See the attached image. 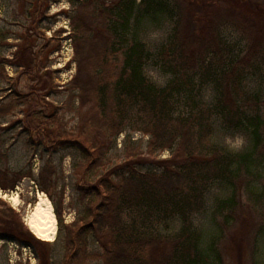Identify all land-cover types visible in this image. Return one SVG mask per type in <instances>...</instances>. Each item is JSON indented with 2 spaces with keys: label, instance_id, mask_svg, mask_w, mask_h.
<instances>
[{
  "label": "trees",
  "instance_id": "1",
  "mask_svg": "<svg viewBox=\"0 0 264 264\" xmlns=\"http://www.w3.org/2000/svg\"><path fill=\"white\" fill-rule=\"evenodd\" d=\"M107 1H76L79 31L91 30L99 12L109 21L105 30L114 37L108 39L117 41L111 46L105 42L98 50L75 46L70 98L90 104L89 109L67 133L38 127L46 141L75 149L85 178L94 183L79 189L89 203L67 228L66 251H72L68 264L80 252L85 255L82 242L91 234L101 244L98 257L103 264H207L214 241L203 248V234L192 221L193 213L204 208L205 191L213 183L228 188L229 196L216 202L217 213L228 221L232 217L223 213L235 214L239 207V178L264 177V99L261 91L249 92L244 86L248 76L264 80V8L245 0ZM214 5V11L208 8ZM224 7L253 24L245 26L250 33L244 54L219 36ZM163 16L171 23L169 36L151 50L134 30L145 20L157 22ZM131 26L135 29L130 35ZM147 64L169 76L165 86L146 77ZM206 85L213 89L211 103L202 100ZM127 124L148 137L145 153L126 135L127 152L113 164L110 155ZM215 124L246 133L249 147L239 153L221 149L212 141ZM164 151L169 158L156 163L158 168H143L144 155ZM17 181L3 189L12 190ZM243 194L260 202L264 187L249 184ZM175 219L179 227L170 233L168 223ZM6 223L0 224V235L32 246L33 237L20 222ZM218 232L221 235V227Z\"/></svg>",
  "mask_w": 264,
  "mask_h": 264
},
{
  "label": "rangeland",
  "instance_id": "2",
  "mask_svg": "<svg viewBox=\"0 0 264 264\" xmlns=\"http://www.w3.org/2000/svg\"><path fill=\"white\" fill-rule=\"evenodd\" d=\"M76 1L0 0V224L20 222L30 232L25 220L39 193L49 199L56 218V232L51 242L41 241L31 232L32 246L0 237V264H68L72 251H66L67 228L82 217L89 203L79 189L94 183L85 178L79 153L73 148L55 146L53 141L39 136L38 131L40 127L47 133L55 130L67 133L79 124L80 116L90 107L88 103L70 98L69 89L76 75L75 46H96L98 50L105 42L107 46L117 43L114 38L108 39L114 36L105 30L109 21L99 12L91 30L85 27L81 32V28H76L79 14ZM245 1L264 8V0ZM193 7L195 11L200 9L197 5ZM208 8L214 11L217 6ZM222 10L219 15L225 20L223 25L221 22L219 36L244 54L248 48L245 39L249 43L250 33L246 27L253 24L239 11L228 12L225 7ZM134 29L130 27V35ZM170 29V20L163 16L157 22L143 21L134 31L138 39L153 50L166 43ZM260 39L264 42V31ZM144 74L158 86H165L169 81L167 74L151 64L144 67ZM244 86L249 92L261 91L264 99V80L248 76ZM201 95L204 102L211 103L212 87L204 86ZM126 126V133L118 135L110 155L113 164L123 160L127 152L126 135L135 141L142 154L145 153L148 137L132 131L129 124ZM212 141L233 153L249 147L246 133L225 131L218 124L214 126ZM168 158L167 151L144 155L146 163L142 166L156 169L159 165L156 163ZM14 178L18 180L14 188L3 189L9 187ZM238 181L242 186L239 207L235 214L223 213L231 219L225 221L217 213V200L230 194L222 183H213L207 188L204 208L192 215L194 227L203 234L202 247L214 241V252L207 264H264V196L255 203L248 194H243L249 184L263 189L264 177L243 175ZM43 188L46 190H41ZM14 196L17 203L11 199ZM168 227L169 232L174 233L179 227L178 220L170 221ZM82 243L85 255L77 254L75 260L70 259L72 264H103L98 257L101 244L95 235H87Z\"/></svg>",
  "mask_w": 264,
  "mask_h": 264
},
{
  "label": "bare ground",
  "instance_id": "3",
  "mask_svg": "<svg viewBox=\"0 0 264 264\" xmlns=\"http://www.w3.org/2000/svg\"><path fill=\"white\" fill-rule=\"evenodd\" d=\"M11 199L14 203H17L16 196ZM37 199L31 213L25 220V224L37 239L51 242L56 232V218L53 207L43 193H39Z\"/></svg>",
  "mask_w": 264,
  "mask_h": 264
},
{
  "label": "flooded vegetation",
  "instance_id": "4",
  "mask_svg": "<svg viewBox=\"0 0 264 264\" xmlns=\"http://www.w3.org/2000/svg\"><path fill=\"white\" fill-rule=\"evenodd\" d=\"M0 237L3 238V239H5V240L15 241V239L13 240V239H11V238H10V239H9V238H5L4 235H0ZM15 242H16V241H15Z\"/></svg>",
  "mask_w": 264,
  "mask_h": 264
}]
</instances>
